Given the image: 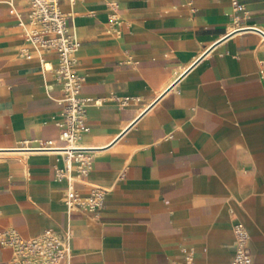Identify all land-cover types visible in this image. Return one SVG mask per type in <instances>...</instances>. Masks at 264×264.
<instances>
[{
    "label": "crops",
    "instance_id": "crops-1",
    "mask_svg": "<svg viewBox=\"0 0 264 264\" xmlns=\"http://www.w3.org/2000/svg\"><path fill=\"white\" fill-rule=\"evenodd\" d=\"M60 9L80 41L74 69L90 102L78 146L91 170L57 182L61 157L21 147L63 146V92L57 55L25 40L27 0H0V235L69 230L60 264H230L240 222L251 264H264V0ZM68 186L105 189L102 206L67 211ZM11 256L0 245V264Z\"/></svg>",
    "mask_w": 264,
    "mask_h": 264
},
{
    "label": "built area",
    "instance_id": "built-area-1",
    "mask_svg": "<svg viewBox=\"0 0 264 264\" xmlns=\"http://www.w3.org/2000/svg\"><path fill=\"white\" fill-rule=\"evenodd\" d=\"M14 0H8L13 5ZM72 2V0H69ZM29 15L24 27L25 40L43 47L57 55L56 72L61 78L63 111L57 123L58 140L62 147H56L52 140L23 142L27 151L52 152L61 157L62 169H55L54 179L60 182L68 177L73 168L79 176H86L91 170V157L78 146L79 140L89 131L86 122V106L90 99L80 94L84 78L75 72V53L80 46L75 25L60 9V0H27ZM235 9L242 5L234 2ZM45 66V65H44ZM60 159H57L59 161ZM106 190L93 186L88 195L81 197L71 186L65 192L67 211L82 208L93 212L104 202ZM234 238L233 258L230 264H251L248 248L249 236L240 222L232 226ZM71 233L65 230L57 233L45 230L41 234L25 239L14 230L0 235V245L12 251L11 258L2 264H60L71 257ZM186 264H189L186 262Z\"/></svg>",
    "mask_w": 264,
    "mask_h": 264
},
{
    "label": "bare ground",
    "instance_id": "bare-ground-1",
    "mask_svg": "<svg viewBox=\"0 0 264 264\" xmlns=\"http://www.w3.org/2000/svg\"><path fill=\"white\" fill-rule=\"evenodd\" d=\"M48 67V66H47Z\"/></svg>",
    "mask_w": 264,
    "mask_h": 264
}]
</instances>
